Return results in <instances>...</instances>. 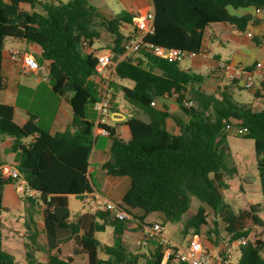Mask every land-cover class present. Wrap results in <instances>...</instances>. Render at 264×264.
I'll list each match as a JSON object with an SVG mask.
<instances>
[{"label":"trees","instance_id":"obj_1","mask_svg":"<svg viewBox=\"0 0 264 264\" xmlns=\"http://www.w3.org/2000/svg\"><path fill=\"white\" fill-rule=\"evenodd\" d=\"M151 1L155 30L146 41L186 54L202 53L204 37L213 24L229 23L243 34L250 24L264 23V18L252 14L232 13L248 7L264 11V0ZM136 17L129 13L106 16L90 0H0V94L8 86L2 64L5 42L11 38L26 44L25 53L35 57L40 71L48 73L52 92L66 97L73 111L68 128L52 134L41 129L34 114L23 124L17 122L14 106L0 101V146L6 138L12 139L15 166L36 193L35 198L21 196L16 180L0 176V215L21 203L25 211H36L44 221L46 261L30 264H163L165 249L159 238L147 237V245L130 249L125 241L129 219L119 220L100 206L71 220L68 200L69 196L84 200L93 191L88 168L96 125L88 120L86 109L100 100V93L94 81L97 58L87 48L98 43L105 32L113 37L109 48L122 53L123 24L133 25ZM203 83L202 76L183 70L180 61L157 57L150 50L120 61L111 88L149 120L129 117L125 122L129 140L104 125L110 132L111 147L102 170L108 176L130 178L121 206L138 223L135 231L151 227L146 219L157 213L162 226L182 222L185 235L191 231L199 234L208 225L210 208L215 226L223 225L216 236L221 239V232L226 234L229 245L248 238L238 245L236 262L230 255L225 257L226 246L219 255L228 264H264V72L254 93L260 106L237 103L226 89L208 93ZM157 100L177 106L188 120L174 116L165 106L158 107ZM170 119L178 126L177 134L168 129ZM227 125L246 130L239 136L254 142L262 203L238 207L222 193L228 189L227 175L237 174L229 165ZM3 164L0 149V167ZM192 198L200 204L185 218ZM31 224L36 222L31 219ZM1 225L0 219V264H21L3 249ZM32 227L29 230L34 233L28 238L37 244V230ZM107 228L112 229L111 245L97 238ZM255 228L261 231L250 240ZM209 241L216 244L211 238ZM70 242L73 256L63 257L62 246ZM77 256L86 263L77 261ZM165 264L188 263L170 259Z\"/></svg>","mask_w":264,"mask_h":264},{"label":"crops","instance_id":"obj_2","mask_svg":"<svg viewBox=\"0 0 264 264\" xmlns=\"http://www.w3.org/2000/svg\"><path fill=\"white\" fill-rule=\"evenodd\" d=\"M45 1V0H42ZM103 0H90V3L93 6H98L97 3L101 4ZM121 3L128 7L131 10L137 9L136 16L146 12H154L153 3L151 0H120ZM232 13L236 15H245L252 14L261 19L264 18V11H256L253 7L248 8H240L238 10L232 11ZM114 17V16H110ZM248 34H251L250 37ZM102 38V37H101ZM10 42L6 40L5 48L3 51V64L2 71L3 75L6 77L8 86L6 90H4L0 94V101L3 104L12 105L15 108L14 119L23 124L27 122L29 115L34 114L37 117V123L39 124L42 121L41 113L32 112L31 108H20L18 107L19 96L22 89H29L38 91L42 86H46L45 83L49 84L48 81V73L46 71H39L36 73H31L29 75L24 74L18 65H16L13 61H11L9 57V51L11 49H15L21 52H25L27 46L25 43L8 38ZM259 40V42H257ZM109 42L111 45L113 43V37H109ZM8 43V47H6ZM96 45V44H95ZM94 45V46H95ZM102 47L107 48L109 47ZM100 48V49H102ZM190 60V66L188 70L191 73L200 75L204 78L203 89L208 93L219 92L223 89H226L230 94L235 91L242 90L243 88L240 84L235 82H230L222 77L216 70V64L219 61H225L232 63L236 66H244L249 69L255 70L257 63H264V23L259 25L250 24L247 27V31L243 34H239L236 32L235 27L229 23H217L211 25L204 37L203 40V51L200 55L188 56ZM183 61V60H182ZM256 72V79L260 82L262 74L259 71ZM125 85H131L127 81L122 82ZM204 85L210 88V91H207L204 88ZM49 92L44 93L43 98L46 102L50 103L52 108L51 120L46 127H41L42 130L50 132L52 134L64 131L71 124L73 119V111L70 104L67 101L66 97H61L52 92L50 84L48 85ZM116 92V91H115ZM255 90L253 91V94ZM115 96V94H114ZM233 96V95H232ZM257 106L261 105L260 100H256ZM157 106L163 107L165 106L172 114L177 112L179 108L173 104L168 102H164L163 100H157ZM137 116L145 122H148V117L144 114L142 110L137 108ZM143 114V115H142ZM129 116L126 115L122 110L117 107L116 102L114 101L113 111L108 120L107 125L112 127L117 134L121 136L124 140H129L131 137L128 126L125 124ZM184 120H188V117L182 118ZM89 120V119H88ZM170 119L168 121V129L170 132L177 134L178 126L176 122ZM95 125L98 122V114L94 120ZM107 139V141L105 140ZM6 144V145H3ZM12 145V139L6 138L1 146V154H5L6 157L2 156L5 160V164H15L14 163V154L11 153L10 148ZM4 147V150L2 148ZM110 147H111V139L108 136H104L97 131V126L94 129V143L92 147V152L90 156V165L88 168V176L90 179V183L93 191H97L101 194V199L93 200L94 206L87 213H93L98 207L103 206V199H108L118 204H122V198L125 193L129 190L131 186V180L129 177L122 176H108L102 170V165L110 158ZM13 192L10 191L9 195L12 196ZM24 206L21 203H18L17 207L14 210L19 212L23 209ZM10 210L9 212H11ZM157 217L160 216L157 213ZM151 214V215H153ZM149 215L146 219L148 222L151 217ZM161 220V219H160ZM149 223V222H148ZM158 223V222H155ZM135 224L134 228H130L129 225ZM162 224V220H161ZM129 229L126 232L125 237L128 233L138 234L143 233L146 236L145 231H135L138 228V223L134 221V219L129 220L127 224ZM165 227V226H163ZM141 236V235H140ZM191 236V235H190ZM139 238V237H138ZM170 239V238H169ZM172 240V239H170ZM175 242L174 240H172ZM177 243V242H175ZM71 244L72 243H67ZM105 244V243H104ZM178 244V243H177ZM66 245V244H65ZM181 246V244H178ZM187 246V245H186ZM183 247V248H186ZM182 247V246H181ZM73 248V245H72Z\"/></svg>","mask_w":264,"mask_h":264},{"label":"rangeland","instance_id":"obj_3","mask_svg":"<svg viewBox=\"0 0 264 264\" xmlns=\"http://www.w3.org/2000/svg\"><path fill=\"white\" fill-rule=\"evenodd\" d=\"M62 2H67L69 0H59ZM96 7L101 13L106 16H122L124 13H129L131 15H135L137 13V9L131 10L128 7L124 6L120 0H103L100 3H97ZM132 30V26L128 23H124L122 27V31L124 34H128ZM110 35L107 33H103L102 38L94 47L102 48L106 47L110 44L109 42ZM8 43L10 40H8ZM8 43L6 47H8ZM89 51V48H87ZM190 60L188 57L184 58L183 61L180 62V66L183 70H188ZM46 86H42L38 89V91L22 89L18 107L20 108H31L32 112L41 113L42 121L38 124L41 127H46L50 120L52 114L51 104L44 100V93L49 92V88L47 83ZM259 86L258 80H256V86L253 90L242 89L239 91H235L232 93L234 100L240 104H247L249 106L256 105V100L254 98L253 91ZM204 88L207 91L211 89L204 85ZM112 92L115 94V102L117 107L126 113L129 117L137 116V108L133 105L129 104L123 97V94L120 91H116L112 89ZM259 106V105H257ZM176 117L185 118L187 117L181 110L173 113ZM143 115V114H142ZM86 116L89 120H94L97 117V112L93 109L92 105H89L86 109ZM173 121V120H172ZM107 141V139H105ZM227 143L230 147V159L229 165L230 167H234L237 170L236 175L228 174L226 177V183L228 185V189L222 190V193L225 196L226 201L228 202H236L238 207L247 206L249 204H257L263 202V193H262V185L259 178L258 166L256 160L255 146L254 142L249 139H243L239 135H236L232 132H227L226 137ZM6 145V144H3ZM5 146H2L4 150ZM2 156L6 157L5 154L2 153ZM22 196V195H21ZM69 209L71 213V220H75L78 216L83 213H86L91 210L94 206V202L90 200L89 202H85L80 198H76L75 196H69ZM200 201L196 198H192V206L190 208L189 214L185 216L188 217L190 214L195 213L197 211L198 205ZM103 205V204H101ZM138 214V212H135ZM208 213V225L204 226L199 233L201 236L204 246L206 249L210 250L214 256H218L220 253V248L228 245L230 242L229 237L226 236L223 232H221V239L219 236H216L217 231L220 234V230L222 231L223 225L220 227L219 225L216 227L214 221L216 220L213 211L210 208H207ZM264 218V214L262 215ZM184 218V219H185ZM0 219L2 220L1 225V233L3 236V249L13 254L18 262L21 264H30V261L34 263L45 262L46 256L44 252V243H45V235L42 231V227L44 225L43 217L41 214H38L36 211L32 209H26V211L21 209L19 212L17 210H12L8 213H2L0 215ZM31 219H33L36 224H31ZM133 216L130 215L129 220H132ZM151 220L148 222L153 224L155 222L161 223L159 217L156 214L151 215ZM37 230V244H32L29 240V236L34 233V231H30L29 228ZM130 228H134L135 224L129 225ZM147 226H144V230H147ZM260 229L255 228L250 235V240L254 239L256 234L260 233ZM194 232L191 231L188 235L183 233V223H169L164 227V235L168 238L174 240L178 244H181L182 247H185L190 239V235ZM141 235V236H140ZM139 237V238H138ZM97 238L107 245H111L113 243L112 229L107 228L105 232L98 233ZM146 236L144 234H131L128 233L125 237V241L130 249L136 250L140 247L141 244L147 245ZM211 238L216 244H213L209 241ZM62 255L65 256H73V248L71 244H66L62 246ZM229 255L231 257L232 262H236L239 257L238 246L235 245L229 251ZM77 261L86 263V259L80 256L76 257Z\"/></svg>","mask_w":264,"mask_h":264},{"label":"built area","instance_id":"obj_4","mask_svg":"<svg viewBox=\"0 0 264 264\" xmlns=\"http://www.w3.org/2000/svg\"><path fill=\"white\" fill-rule=\"evenodd\" d=\"M131 26L132 30L128 34H125L126 38L123 42L124 51L122 53H117L109 47L100 49L94 46L89 48L88 51L93 53L97 58L94 81L100 93V100L93 104V109L98 114L97 131L108 137L110 136V132L104 125H107L113 111L115 96L112 92L111 82L114 80L116 68L120 61L131 59L139 52L145 50L152 51L157 57L180 62L188 56L196 55L182 53L175 49L168 50L160 46H154L146 41V37L152 35L155 30L154 12L137 15ZM248 35L250 37L252 36L251 34ZM9 57L26 75L40 71L39 63L31 54L11 49L9 51ZM216 70L220 74V77L230 82L238 83L246 90H253L257 80L255 71L257 70L262 74L264 72V63H257L255 70H250L244 66H236L229 62L219 61L216 64ZM226 131L239 135L243 134L246 130L227 125ZM0 176L16 180V190L20 195L28 198L36 197V193L30 188L15 164H3L0 167ZM101 198L99 192L92 191L91 193L85 194L84 201H97ZM103 206L119 220L125 221L130 218V214L124 210L121 204L103 199ZM146 231V237L159 238V241L163 244L165 249L163 264L170 259L188 264H228V261L224 260L220 255L216 257L210 250L205 248L199 234H192L186 248H183L164 235V227L161 223H153ZM247 241L248 238H241L236 244L226 245L225 257L229 255L232 247L240 244L243 245Z\"/></svg>","mask_w":264,"mask_h":264}]
</instances>
